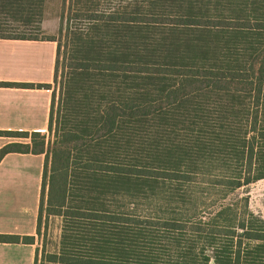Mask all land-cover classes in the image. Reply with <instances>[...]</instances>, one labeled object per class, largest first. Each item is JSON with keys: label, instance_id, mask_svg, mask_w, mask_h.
<instances>
[{"label": "trees", "instance_id": "16d2710c", "mask_svg": "<svg viewBox=\"0 0 264 264\" xmlns=\"http://www.w3.org/2000/svg\"><path fill=\"white\" fill-rule=\"evenodd\" d=\"M74 1L86 25L68 17L63 44L37 37L45 0H0V39L57 43V88L23 84L53 90L51 139L0 130L29 140L0 163L44 155L37 237L61 219L47 261L264 264V218L233 197L264 179V0Z\"/></svg>", "mask_w": 264, "mask_h": 264}, {"label": "crops", "instance_id": "0c3cea01", "mask_svg": "<svg viewBox=\"0 0 264 264\" xmlns=\"http://www.w3.org/2000/svg\"><path fill=\"white\" fill-rule=\"evenodd\" d=\"M56 56L53 41L0 39V82L21 84L0 86V130L48 129L53 90L23 84L53 85ZM10 139L18 138L0 136V149ZM42 156L10 153L0 163V234L36 236L35 244L0 243V264H35Z\"/></svg>", "mask_w": 264, "mask_h": 264}, {"label": "rangeland", "instance_id": "374dc122", "mask_svg": "<svg viewBox=\"0 0 264 264\" xmlns=\"http://www.w3.org/2000/svg\"><path fill=\"white\" fill-rule=\"evenodd\" d=\"M86 1V0H83ZM149 0H87L92 5L96 3L98 10L109 12L119 9L122 5L128 3H137L141 6H145ZM71 10H75L74 0H45L43 10V20L41 23V32L38 33L39 39H62V43L66 44V38L61 34V26L66 25L67 18L69 17L71 23L70 26L76 24L86 25V22L71 19ZM76 23V24H75ZM65 28V27H64ZM53 88H57L53 84ZM47 135V141L51 139L47 129L43 132ZM13 142L27 143L26 139H10ZM44 159V156H42ZM31 173H34V167H29ZM36 174V173H35ZM33 174V175H35ZM233 197L247 198L249 200V208L255 214H258L264 218V179L259 180L248 187L242 188ZM61 235V219L58 217H47L43 215L42 220V237H37V249L39 250V256L36 264H51L47 261V257L50 253H53L59 243Z\"/></svg>", "mask_w": 264, "mask_h": 264}]
</instances>
